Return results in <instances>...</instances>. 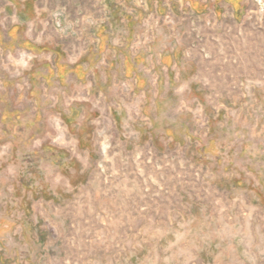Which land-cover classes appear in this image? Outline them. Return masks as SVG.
<instances>
[{"label":"rangeland","instance_id":"obj_1","mask_svg":"<svg viewBox=\"0 0 264 264\" xmlns=\"http://www.w3.org/2000/svg\"><path fill=\"white\" fill-rule=\"evenodd\" d=\"M247 1L238 18L185 9L136 22L131 48L177 46L198 63L151 116L119 76L73 91L59 75L145 0H0V33L30 43L0 44V94L10 87L32 120L1 148L0 218L18 226L0 235V264H264V0ZM44 58L54 74L33 82Z\"/></svg>","mask_w":264,"mask_h":264},{"label":"crops","instance_id":"obj_2","mask_svg":"<svg viewBox=\"0 0 264 264\" xmlns=\"http://www.w3.org/2000/svg\"><path fill=\"white\" fill-rule=\"evenodd\" d=\"M247 2V0H145V4L139 11L140 14L137 17L129 18L128 16H122V19L119 20L118 23L112 20H110V22L108 21L103 27L102 37L100 35V39L94 50L88 51L75 62H68L63 57L59 62L61 64L59 66L60 78L64 80L63 83H69L74 91L78 89L80 81H82L83 84L87 83L90 89H94L96 85L104 86L117 82L119 76L126 81L130 88L129 94L122 93L121 96L126 95V98H128L132 94L131 99L137 98L138 95L140 99H144L145 101L149 100V105L152 107L150 115L152 116L153 109L154 113L159 111L158 101L168 99L170 95L173 94L169 95V92L174 89L173 85L179 83L180 79L184 77L189 79L187 82L188 84L194 82L192 80L193 71L194 75L198 73V63L192 59V56L186 54V52H188L187 50L177 46L174 48L163 47L161 49L160 47L150 46L144 50L142 48H140L142 50L138 48H136L138 50H135L133 46L131 48V37L136 28V22L141 19L146 12L155 15H163L170 11L173 14H177L179 11L185 9L194 11L200 16L199 19L203 21L222 20L224 16L228 14L238 18V16H243L244 6ZM21 34L23 35V33ZM118 35L124 37H119L117 39ZM16 36L20 37L19 34L14 32L12 34L14 38L5 39L4 35L0 33V44H3L4 40H9L12 46L16 44L24 46L30 44L25 38L20 40ZM52 57L55 59L56 54H53ZM48 61H50V59L44 58L41 61L39 69L31 73L30 78H32L33 82L36 76L47 78L49 75L54 74L52 71L49 73L48 68H46L48 64H50ZM49 67L51 66L49 65ZM116 68H119V73H112V69ZM96 69H98V72H96ZM119 81L120 79L118 83ZM9 88L7 94L3 96L0 94V154H2L1 148H4L8 152V150L13 147V145L9 146L5 143L6 139L12 136L13 133L21 132L23 129H26L32 122L31 119L25 118L26 113L23 112L22 109L20 110L17 108L15 95ZM103 95V99H106L105 94ZM117 110V112L113 110L111 114L118 117V127L127 126L125 116L129 114L130 108L126 106L121 108L119 106ZM140 110L139 108L137 112ZM90 112L91 111H85L83 114L88 116ZM77 113L78 111L76 108L68 109V113L65 112V114L70 116ZM62 114L64 115V111ZM91 114L95 115L96 113L92 110ZM100 114L105 115V112L102 110ZM77 137L80 138L79 136ZM81 139L84 138L81 137ZM75 141L76 146L79 147V139ZM85 141L86 145L90 144V146H92V143L89 142L87 138ZM4 143L6 145H4ZM58 146H60L58 148H62V145ZM87 155L89 156V153ZM72 156L70 159L72 162L76 160L75 163H80L78 156H76L75 159H72ZM3 162V158L0 157V163ZM25 190L24 188L15 191L19 192L18 195L20 199H23V196H25ZM60 194L61 193L58 195ZM48 195L55 201L54 197L57 196V190H51ZM29 200L30 197H26L23 200L24 202L21 203V207L23 208L22 213L24 215L29 214ZM0 219V235L7 234L4 231H9L13 227L18 226L16 225V221L7 215H4ZM21 225H23V223H21Z\"/></svg>","mask_w":264,"mask_h":264}]
</instances>
